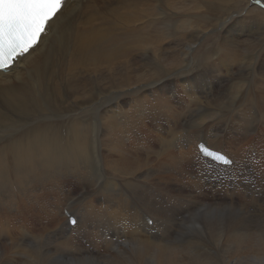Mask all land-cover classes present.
<instances>
[{
	"label": "bare ground",
	"instance_id": "1",
	"mask_svg": "<svg viewBox=\"0 0 264 264\" xmlns=\"http://www.w3.org/2000/svg\"><path fill=\"white\" fill-rule=\"evenodd\" d=\"M262 262L264 9L63 0L0 72V264Z\"/></svg>",
	"mask_w": 264,
	"mask_h": 264
},
{
	"label": "snow or ice",
	"instance_id": "2",
	"mask_svg": "<svg viewBox=\"0 0 264 264\" xmlns=\"http://www.w3.org/2000/svg\"><path fill=\"white\" fill-rule=\"evenodd\" d=\"M256 3L260 4L261 0ZM61 6L62 0H0V70H7L40 43L49 21ZM199 149L206 160L210 158L223 165L235 163L226 153L210 149L203 143ZM68 215L71 217L68 223L76 226V215L72 212Z\"/></svg>",
	"mask_w": 264,
	"mask_h": 264
},
{
	"label": "rangeland",
	"instance_id": "3",
	"mask_svg": "<svg viewBox=\"0 0 264 264\" xmlns=\"http://www.w3.org/2000/svg\"><path fill=\"white\" fill-rule=\"evenodd\" d=\"M144 216H148L147 214H145ZM28 217V216H27ZM34 216H29V219H32ZM20 218H21V220L22 221H25V217L24 216H20ZM178 220V221H177ZM179 222V223H178ZM180 223H182L181 221H180V218L178 217V218H176V220L174 221V224H176L177 226L180 224Z\"/></svg>",
	"mask_w": 264,
	"mask_h": 264
}]
</instances>
